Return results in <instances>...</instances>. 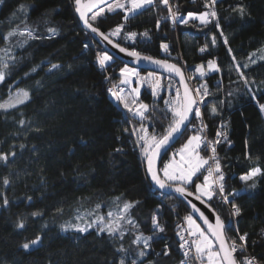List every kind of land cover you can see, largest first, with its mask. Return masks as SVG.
I'll list each match as a JSON object with an SVG mask.
<instances>
[{
    "label": "trees",
    "instance_id": "16d2710c",
    "mask_svg": "<svg viewBox=\"0 0 264 264\" xmlns=\"http://www.w3.org/2000/svg\"><path fill=\"white\" fill-rule=\"evenodd\" d=\"M86 1L81 0V4ZM170 1L173 10L178 6V15L184 18L189 12L208 10L205 0ZM240 3L245 8L243 17L232 10ZM21 5L25 6L23 10ZM75 8V0L0 3V48L8 49L7 55L0 52V59L9 64L6 79L0 83V103L19 90L30 93L25 103L6 111L0 109V152H16L7 165L0 163V193L10 202L4 207L0 200V264H119L122 253L116 248L123 245L138 250L133 240L141 234L153 239L146 250L148 254L138 264H182L177 225L191 213L180 200L161 195L150 186L144 172L145 157L130 133L141 123L148 135L153 131L162 133L170 114L165 118L161 110L166 109L164 101L173 92L158 90L154 97L144 90L140 101L149 106L146 119L138 120L132 113L125 116L108 93L110 84L120 82L118 72L123 64L113 59L105 69L99 67L96 56L104 52L80 26ZM215 11L217 17L210 18L206 25L190 19L173 28L171 20L165 19L167 9L157 0L155 6L139 10L127 20L125 10L119 9L92 24L122 47L166 60L184 73H193L209 60L219 67V71L194 78L193 82L206 84L209 91L201 109L207 136L215 139L218 130L227 136V141L221 137L217 145L227 194L245 187L239 177L252 167L264 170V114L259 110V105L264 104V58L251 56L264 47V0H218ZM118 25H123L121 31L110 35ZM49 28L58 34L52 36ZM12 30H31L40 38L24 43L26 35H16L6 41L4 37ZM130 33L136 36L130 37ZM213 36L215 45L211 43ZM165 44L167 49L162 47ZM205 45L206 51L200 52ZM52 64L61 65L60 70L49 72ZM212 105L218 108V114L210 112ZM193 123L192 119L170 151L196 133L191 128ZM221 125L225 127L221 129ZM21 144L25 145L23 149ZM4 177L10 180L8 186L3 185ZM201 179L202 175L195 178V183ZM188 190L194 193V184ZM116 197H120L119 202ZM136 201L139 203L128 215L134 224L122 222V240L119 234L109 237L106 232L98 233L96 226L85 233L61 231L66 222L91 221L94 217L87 213L94 211L97 204L99 214L106 216L108 211H117V203L122 206L123 202ZM207 203L225 222L232 219L228 210L232 211L231 204L227 209L217 197ZM235 203L241 214L233 216L232 230L226 232V237L237 239L238 234L247 233V252L258 264H264V175L256 178L255 189ZM57 209H63L62 213ZM34 211L42 215L33 217ZM154 214L165 229L162 233L153 232ZM77 215L84 217L83 221L76 220ZM20 220L25 222L24 229L15 227ZM37 235L42 237L37 248L26 252L20 247ZM166 246L170 255L157 256ZM236 257L242 259L241 253Z\"/></svg>",
    "mask_w": 264,
    "mask_h": 264
},
{
    "label": "snow or ice",
    "instance_id": "6c2138e0",
    "mask_svg": "<svg viewBox=\"0 0 264 264\" xmlns=\"http://www.w3.org/2000/svg\"><path fill=\"white\" fill-rule=\"evenodd\" d=\"M3 0H0L2 3ZM100 2H104V0H100ZM125 2L129 7L125 8ZM115 0L114 3H109L107 10L112 12L119 9H125L124 19L127 20L129 18V13L135 15L138 13V10L146 9L147 7L155 6L157 0ZM161 4L167 7L168 16L165 19H171L173 23L179 21L180 23L187 24L188 19H185L183 16L178 15V6L176 7V11L173 10L174 5L169 3V0H159ZM195 2V0H193ZM218 0H205V8L209 9L196 15L194 13L189 12L188 17L192 19H199L202 24H208L210 22V18H216L217 12L215 11V5ZM76 9L75 11L79 14V18L83 23L93 32L99 34L104 40H107L109 43L112 41L109 39V34H105L100 31L98 27H94L90 21H95L97 16L100 15V12L93 14L90 18L87 17V13L92 11V8L95 7L94 3H90L85 6L81 4V0H75ZM24 5L20 6V9H24ZM235 12L243 17L245 14V8L242 3L237 4L232 9ZM160 20H157V26L159 27ZM216 27L219 28V23L217 21ZM123 25H118L115 30H113L110 35L118 34ZM48 31L52 36L57 35V31L54 28H49ZM21 35L27 37L24 43H27V40L38 39L40 37L34 35L33 31L27 30V32H17L16 30L9 31L4 39L7 41L9 38ZM144 36H147L148 33H143ZM223 36V32L220 33ZM130 37H135L136 33H130ZM211 43L213 45L216 44V37L213 36L211 39ZM224 43L227 44V38H224ZM22 46V45H21ZM87 47V45H85ZM114 47L119 48V51L122 53H126L128 56L135 57L136 61L140 60L148 61L149 63L162 66L169 72H174L177 76L180 77V83L183 85L184 91L183 94L180 93L179 89L176 91L175 97L170 100H165L164 103L167 106L165 110H161L164 112L165 118H168L170 114V119H168L167 125L163 128L162 133L157 134L155 131L151 135L147 134V129L144 124L141 123L139 129H132V134L137 136V143L141 149L143 156L147 161L146 168V178H150L152 184L156 187L158 191H160L161 195H168L171 192L177 193L180 196H193L197 200H200L201 203L206 204L209 208H211L210 204H207L208 201L212 200L214 197L219 196L221 202L224 204H231L232 207V216H239L241 214V208L239 205L235 203L236 199L240 196L248 194L251 189L256 188V178L258 176L264 175V170H262L259 166L252 167L246 174H243L239 177V179L245 184V187L239 191H233L230 193H225V176L223 171L221 170L220 160L216 154V144L221 142V137L225 141H227V136L224 131L218 130L216 133V140L209 141L206 137L202 136L199 133H202L204 128L207 125H204L202 122V113L200 111V105L205 103V97L209 95L207 90V85H200L196 89L192 90L188 88V85L185 83L184 75L182 73L181 68H179L175 64H170L166 60H156L151 56H142L139 52L132 50L129 51L124 47H120L119 44H115ZM164 49H167V45H162ZM208 45L200 48V52H205ZM229 51H231L229 49ZM0 52L8 54L7 48H0ZM14 60V57H9ZM96 60L101 69H105L108 62L113 60V57L110 56L107 52L103 54H97ZM254 62V61H253ZM71 68V65L68 66ZM239 65H237V70H239ZM247 67V65H244ZM9 68V64L0 59V83H3L6 79V70ZM61 65L52 64L48 69L49 72L54 70H60ZM208 69L219 71V67L214 63V61H208ZM36 69L33 68L32 71ZM196 72H199L200 77L205 75L203 71V65L196 68ZM120 75L123 79L120 81L121 84H130L132 75L139 76V73L136 72L135 69L129 68L127 66L120 69ZM153 73L149 72L148 76L153 77ZM243 78V73L240 74ZM108 79V77H105ZM143 80V77H140ZM39 83V82H37ZM244 83L248 84V80L244 78ZM159 87V78H156L155 85L153 86L152 95L155 97L158 95L157 88ZM114 85L113 88H110L108 91L110 94L116 99V101L123 104L124 108L127 109L128 112L132 113L134 116L140 117L141 121L146 119L145 113L148 112L149 106L147 104H140L137 108H133L128 100L125 98L124 89L120 88L118 90ZM133 92L139 95V89H133ZM199 97V99H197ZM30 99V93L27 90H19L14 95H10L8 100L5 103H0V109L8 110L11 108H15L17 105H21ZM135 97L133 98V103L135 102ZM259 110L262 114H264V104L259 105ZM210 112L215 115L218 114V108L215 105H212L210 108ZM190 117H195L201 119V128L199 129V133L195 135H191L188 137L186 143L179 149L178 153H173V158L166 164H164L162 173L163 178H161L158 170L156 169V160L160 156L161 151L167 149L170 143L176 139L179 135L182 134L183 131L188 130V124L191 123ZM21 125L25 122L23 120L19 121ZM225 125H221V129H223ZM39 131V129H37ZM127 132L128 129H125ZM81 143H85L83 139H81ZM14 147V146H13ZM25 145L21 144L20 148L23 149ZM200 149L210 150L211 155L204 157L200 155ZM116 151H121L117 149ZM179 154L180 159L176 160V155ZM16 156L15 151H10L7 153L0 152V163L5 165L8 164L10 158H14ZM247 159L251 160V156H247ZM259 159L258 157L256 158ZM211 161V163H210ZM204 170L207 174L205 175ZM203 175L202 183H195L194 177L196 180L200 178V175ZM251 181V183H249ZM10 184V180L7 177L3 178V185L8 186ZM195 185V193L188 191L189 185ZM168 190V191H165ZM206 198V199H204ZM31 200V197H28ZM0 200H2V206L7 207L9 205V200L7 196L3 193H0ZM115 200L117 202L120 201V197H116ZM139 201L136 202H123L121 204L117 203V211L113 213L112 211H108L107 215L99 214L98 210L100 209V204L96 205V209L92 212L87 213L88 216H93L94 218L87 223H72L66 222L61 225V231H70L74 230L79 233L88 232L90 228L96 226L98 233L106 232L109 237H116L119 234V238L122 240L124 238V229L122 222H126L129 225H133L134 221L128 218L130 209L135 207ZM189 203H191L189 201ZM63 209H57L58 213H62ZM192 211L199 213V219L203 220L204 224L208 227L207 229H201L200 225L197 224L196 219L193 218V215L188 214L183 217V220L187 223V228H183L181 225H177V228L180 231H177V236L179 237L178 245L179 250L182 251L184 260L182 264H190V262H194V264H258L255 257H249L247 255H243L247 251V233L242 235L238 234L237 239L240 241L237 244V239H230L226 237V232L232 230V220L229 219L227 222L221 219L218 214H215V221L213 223H209L208 217L201 211L195 204H192ZM213 213H215V209H212ZM33 217H38L42 215L39 211H34L31 213ZM84 217L77 215L76 220L83 221ZM152 226L154 234L156 232H164V227L159 223L157 216L154 214L152 216ZM17 229H24L25 222L20 220L15 224ZM182 232H187V236L183 235ZM264 232V230H262ZM238 233V229H237ZM153 239L152 236H144L137 235L133 240V244L138 246V250L125 248L123 245L116 248V251L122 253L119 258V264H138V262H142L143 258L148 254L147 249L151 247L150 241ZM42 243V237L37 235L34 239L26 240L20 247L23 248L26 252L31 251L34 248H37ZM142 244V248L139 246ZM239 249L242 259L238 260L236 257L237 250ZM157 256H169L170 252L167 248L162 251V253H156ZM150 264H154V262H150Z\"/></svg>",
    "mask_w": 264,
    "mask_h": 264
},
{
    "label": "water",
    "instance_id": "95a60500",
    "mask_svg": "<svg viewBox=\"0 0 264 264\" xmlns=\"http://www.w3.org/2000/svg\"><path fill=\"white\" fill-rule=\"evenodd\" d=\"M114 1L115 0H104V2H100V0H87L82 5L87 6L90 3H94L95 4V7L92 8V11L87 13V17L90 18V16L94 12H96L97 10L107 6L109 3H112ZM75 16H76V19L79 22L80 26L82 27V29L91 36L92 40L103 50V52H107L110 56L113 57L114 60H116V61H118V62H120L123 65H126L128 67L135 68L139 72H151V73L159 74V75H161L163 77H168V78L172 79L176 83V86L179 89L180 93L183 94L184 88H183V85L180 83V77L177 76L174 72H169L164 67L149 63L148 61L140 60L139 62H137L135 57L128 56L126 53L120 52L119 48L114 47V45L117 44V43L115 41H113L112 39L109 38L112 41V43H109L107 40H104L99 34L93 33L83 23V21L80 20L79 14L76 11H75ZM94 27H96V26H94ZM120 47H122V46L120 45ZM129 51H131V50H129ZM182 73L184 75L185 83L188 85V88L191 89L190 86H189V83L186 80V76H185V73H184L183 70H182ZM190 119H191V122H192L193 117H190ZM190 124H188V127H189ZM184 132L185 131H183L181 135H179L176 139H174L170 143V145L167 147L166 151L165 150L161 151V154L157 158L156 165H155L156 169L158 170V172H159V169H160V165H161L162 161L164 160L165 156L170 151V149H172L179 142V140L183 136ZM143 166H144V172H145V175H146V168H147L146 159H144ZM147 180H148L150 186L154 190H156L157 192L160 193V191H158L156 189V187L152 184V182L150 181V178H147ZM165 191H168V190H165ZM168 195H172L174 198L180 200L188 208L190 213L193 215V218L196 219V222L200 225V227L202 229H207L208 226L206 224H204L203 220L199 219V213H196V212L192 211V204H195L196 207H198L201 211L204 212V214L209 219V223H213L214 224L216 212L213 213L212 208H209L206 204L201 203L200 200H197L195 198V195H193V196H180L179 194L174 193V192H171ZM189 201L191 203H189Z\"/></svg>",
    "mask_w": 264,
    "mask_h": 264
},
{
    "label": "rangeland",
    "instance_id": "374dc122",
    "mask_svg": "<svg viewBox=\"0 0 264 264\" xmlns=\"http://www.w3.org/2000/svg\"><path fill=\"white\" fill-rule=\"evenodd\" d=\"M114 2H115V1H114ZM114 2H112V3H114ZM122 2H125V0H122ZM107 7H108V5L105 6V7H103V8H101V9H103L102 12H100L101 9L97 10L96 12H94L93 14H95V13H97V12H100V15L97 16V18H96L95 21H90V22L93 23V24H95L96 21H97L99 18H102L106 13H112V12H114V11H116V10H119V8H117L116 10H114V11H112V12H109V11L107 10ZM127 7H129V5H127V3L125 2V8H127ZM122 10H125V9H122ZM138 11H139V10H138ZM93 14H92V15H93ZM92 15H91V16H92ZM128 15H132V14L129 13ZM196 15H199V14H196ZM91 16H90V17H91ZM185 19L190 20V19H192V18H189L188 15H187ZM192 20H196V21H198L199 23H201L199 19H192ZM102 54H103V53H102ZM251 56L254 57V58H257V59H262V58H264V47H262V48L256 50L255 52H253V53L251 54ZM111 62H112V61L108 62V64H110ZM108 64H107V65H108ZM125 66H126V65H123L121 68H123V67H125ZM127 67H128V66H127ZM198 67H199V66H198ZM121 68H120V69H121ZM129 68H132V67H129ZM133 69H135V68H133ZM135 70H136V72L139 73V76L132 75V76L130 77V79H131V83H130V84H121L120 82L118 83V84H120V85H123V86L126 88V91L123 93V95H125V98L128 100V102L130 103V105H131L134 109L137 108V107L142 103V102L140 101V94H141L144 90H146V91H150V92L152 93V91H153V86L155 85V80H156V78H159V83L163 80L162 76L159 75V74H155V73H153V74H154L153 77H149V76H148V73H149V72H139L137 69H135ZM203 71L205 72V75H204V76H207V75L212 74V73L215 72L214 70H210V69H208V63L206 64V66H203ZM118 75H119V78H120V81H121V80L123 79V77H121V75H120V70H119V72H118ZM185 76H186V80H187V82L189 83V86H190V88H191L192 90L196 89L197 87H199V86L201 85L200 83H198V85H196V84L193 82V79H194V78H201L199 72H196V69H195L194 72L191 73V74L186 73ZM195 76H196V77H195ZM204 76H203V77H204ZM140 77H143L144 79L141 80ZM175 84H176V83H175ZM114 85H117V84H114ZM193 87H194V89H193ZM133 89H139V95H138V96H137V94H136L135 92L132 91ZM169 91H170V92H173V95H172L171 97H169L167 100H170V99H172L173 97H175V95H176V91H177V88H172V89H170ZM157 92H158V89H157ZM134 97H135L136 99H135V102L133 103L132 101H133V98H134ZM197 98H199V97H197ZM112 99H113V101L116 102V99H115L114 97H113ZM119 104L121 105L122 110L125 112L126 116H129V115H130V112H128L127 109L124 108V106H123L122 103H119ZM142 104H144V103H142ZM132 116H133L134 118L140 120V117H138V116H134L133 114H132ZM194 132H196V131H194ZM130 133L132 134V129H131ZM198 133H199V132H196L195 134H198ZM195 134H191V135H195ZM199 134H201V133H199ZM191 135H190V136H191ZM201 135H202V134H201ZM132 137H133V140L135 141V144H136L137 148L139 149V145H138V143H137V136L132 134ZM187 139H188V138H187ZM187 139L185 140L184 143H186ZM184 143H183L182 145H180L179 147H177V148H175V149H173L172 151L169 152L167 159L163 162V164L160 166V169H159V174H160L161 178H163L162 169H163L164 164L168 163V162L173 158V153H178L179 149L184 145ZM140 150H141V149H140ZM199 151H200V155L205 157V152H204V150H199ZM175 159H176V160H179V159H180L179 154L176 155ZM201 171H203V169H202ZM198 175H200V174L198 173ZM193 179L195 180V177H194ZM202 182H203V175H202V179L199 180V181H196V183H202ZM189 186H190V185H189ZM189 186H188V187H189ZM194 193H195V185H194ZM204 199H206V198H204ZM180 222H181V226H182L183 228H184V227L187 228V223H186L183 219H181ZM197 224H198V223H197ZM179 225H180V224H179ZM201 229H202V228H201Z\"/></svg>",
    "mask_w": 264,
    "mask_h": 264
},
{
    "label": "built area",
    "instance_id": "2783aa9c",
    "mask_svg": "<svg viewBox=\"0 0 264 264\" xmlns=\"http://www.w3.org/2000/svg\"><path fill=\"white\" fill-rule=\"evenodd\" d=\"M169 3L171 4V1H170V0H169ZM163 6H164V5H163ZM164 7L167 9L166 6H164ZM208 10H209V9H208ZM169 19H170V18H169ZM211 19H213V18H211ZM170 20H171V19H170ZM171 22H172V20H171ZM179 23H180L179 21H177L176 23H173V22H172V26H173V28H175ZM184 71H185V70H184ZM186 73H187V72H185V74H186ZM113 86H114V84H110L109 87H108V90H109L110 88H113ZM115 86H116V89H114V90H118V89H120V88H123V89H124V92L126 91V88H125L123 85L117 84V85H115ZM172 88H177L175 82H174L172 79L168 78V77H163V80L159 83V87H158L157 89H158V90H161V91H162V90H163V91H166V90H170V89H172ZM193 89H194V87H193ZM208 92H209V91H208ZM108 93H109L110 97L113 98V96L110 94L109 91H108ZM197 99H199V98H197ZM119 103H120V102L116 101V104L118 105V108H119V109L122 111V113L126 116L125 112L122 110V107H121V105H120ZM201 109H202V105H200V111H201ZM193 121H194V123L192 124L191 128H192L194 131L199 132V129L201 128V119L193 117ZM202 122H203V124H204L203 116H202ZM204 125H205V124H204ZM201 134H202V136L206 137L207 140H209V141H215V140H216V137H215V139H213V140H210V139H209V137L207 136V130H206V128H204V130H203V132H202ZM217 145H218V144L215 145V147H216V154H217ZM202 150H204V149H202ZM204 152H205V157L211 155L210 150H204ZM210 163H211V161H210ZM203 172H204L205 175L207 174L205 171H203ZM216 197H217V200H218L223 206L227 207V209H228L229 204H224V203H222L220 197H219V196H216ZM228 210L230 211V215H231L232 211L230 210V208H229ZM231 216H232V215H231ZM228 220H229V219H228ZM231 220H232V225H233V223H234V217H233V216H232V219H231ZM180 225H181V222H180ZM184 228H185V227H184ZM178 231H180V229H179ZM182 234L185 235V236H187V232H182ZM239 243H240V242H239ZM239 243H237V244H239ZM237 253H240L239 249L237 250ZM243 255H247V256H249V257H253V256L250 255L247 251H246Z\"/></svg>",
    "mask_w": 264,
    "mask_h": 264
}]
</instances>
